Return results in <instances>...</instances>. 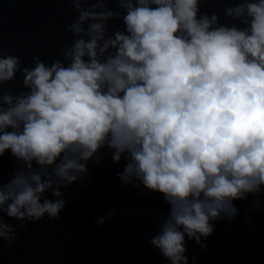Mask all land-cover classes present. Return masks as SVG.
I'll return each mask as SVG.
<instances>
[{
  "label": "clouds",
  "instance_id": "clouds-1",
  "mask_svg": "<svg viewBox=\"0 0 264 264\" xmlns=\"http://www.w3.org/2000/svg\"><path fill=\"white\" fill-rule=\"evenodd\" d=\"M219 9L69 0L58 58L25 65L0 49V159L13 163L0 181V241L58 219L65 190L106 157L121 190L165 206L148 238L164 264H190V242L206 251L215 225L241 215L238 203L249 204L245 219L264 210V0L229 3L223 22Z\"/></svg>",
  "mask_w": 264,
  "mask_h": 264
},
{
  "label": "water",
  "instance_id": "water-1",
  "mask_svg": "<svg viewBox=\"0 0 264 264\" xmlns=\"http://www.w3.org/2000/svg\"><path fill=\"white\" fill-rule=\"evenodd\" d=\"M233 2L208 0L209 5L220 3L222 22L223 8ZM68 9L69 0H0V49H14L25 65L33 56L49 62L58 58L59 49L69 39L63 30L70 16ZM117 27L118 22L111 25L112 30ZM13 87L22 88L21 77ZM12 167L9 158L0 159V181ZM118 170L107 157L102 165L90 163L85 182L65 190L68 204L58 219L45 217L18 228L12 246L0 241V264H110L117 254L123 219L145 215L158 219L166 211L155 195H143L142 189L136 188L121 190L115 176ZM237 206L241 215L231 225H215L206 251L194 242L188 244L190 264L193 256L197 264H264V210L245 219L249 204ZM112 208L117 209L114 219L98 227L96 219Z\"/></svg>",
  "mask_w": 264,
  "mask_h": 264
},
{
  "label": "trees",
  "instance_id": "trees-1",
  "mask_svg": "<svg viewBox=\"0 0 264 264\" xmlns=\"http://www.w3.org/2000/svg\"><path fill=\"white\" fill-rule=\"evenodd\" d=\"M156 228L157 219L151 215L123 219L119 225L120 249L110 264H164L148 244V238Z\"/></svg>",
  "mask_w": 264,
  "mask_h": 264
},
{
  "label": "rangeland",
  "instance_id": "rangeland-1",
  "mask_svg": "<svg viewBox=\"0 0 264 264\" xmlns=\"http://www.w3.org/2000/svg\"><path fill=\"white\" fill-rule=\"evenodd\" d=\"M120 249V247H118L117 251Z\"/></svg>",
  "mask_w": 264,
  "mask_h": 264
}]
</instances>
